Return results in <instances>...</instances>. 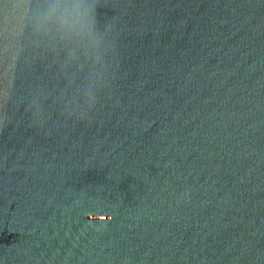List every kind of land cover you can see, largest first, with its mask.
I'll return each instance as SVG.
<instances>
[{
    "label": "water",
    "instance_id": "95a60500",
    "mask_svg": "<svg viewBox=\"0 0 264 264\" xmlns=\"http://www.w3.org/2000/svg\"><path fill=\"white\" fill-rule=\"evenodd\" d=\"M44 3L0 0V264H264V0Z\"/></svg>",
    "mask_w": 264,
    "mask_h": 264
},
{
    "label": "clouds",
    "instance_id": "9594fccd",
    "mask_svg": "<svg viewBox=\"0 0 264 264\" xmlns=\"http://www.w3.org/2000/svg\"><path fill=\"white\" fill-rule=\"evenodd\" d=\"M32 21L38 34H46L54 23L62 38L69 41L90 32L83 0H45Z\"/></svg>",
    "mask_w": 264,
    "mask_h": 264
}]
</instances>
